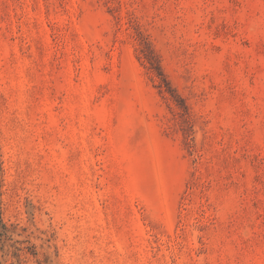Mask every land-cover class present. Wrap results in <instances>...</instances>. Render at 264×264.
I'll list each match as a JSON object with an SVG mask.
<instances>
[{
	"label": "rangeland",
	"instance_id": "obj_1",
	"mask_svg": "<svg viewBox=\"0 0 264 264\" xmlns=\"http://www.w3.org/2000/svg\"><path fill=\"white\" fill-rule=\"evenodd\" d=\"M0 264H264V0H0Z\"/></svg>",
	"mask_w": 264,
	"mask_h": 264
},
{
	"label": "trees",
	"instance_id": "obj_2",
	"mask_svg": "<svg viewBox=\"0 0 264 264\" xmlns=\"http://www.w3.org/2000/svg\"><path fill=\"white\" fill-rule=\"evenodd\" d=\"M159 74H161V73H159Z\"/></svg>",
	"mask_w": 264,
	"mask_h": 264
}]
</instances>
